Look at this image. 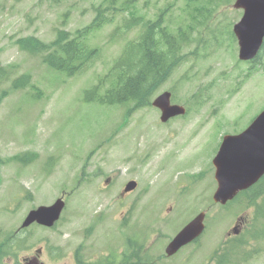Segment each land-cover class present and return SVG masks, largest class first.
Here are the masks:
<instances>
[{
    "label": "rangeland",
    "instance_id": "1",
    "mask_svg": "<svg viewBox=\"0 0 264 264\" xmlns=\"http://www.w3.org/2000/svg\"><path fill=\"white\" fill-rule=\"evenodd\" d=\"M189 2L138 0L128 7L124 0H0V67L11 73L0 84V94L6 91L0 102V238L15 231L29 210L67 193L56 227L26 230L34 232L30 242L37 246L48 238L53 251L63 245L70 259L77 253L84 260L113 258L123 264L121 254L128 249L147 264H199L247 213L235 204L224 209L212 204V158L222 134L241 130L264 108V72L257 67L247 77L251 65L237 62L236 41L225 35L241 11L218 5L219 0ZM98 7L113 21L88 40L99 49L90 71L68 77L15 44L24 36L49 43L58 30L74 34L93 20ZM133 10L146 18L161 14L172 29L190 28L187 60L158 92L171 89L173 103L188 112L165 125L151 108L127 114L130 104L83 98L136 36L132 31L110 38ZM206 20V27L197 23ZM225 38L228 46L218 45L216 40ZM22 75L29 76V85L11 90L10 82ZM27 154L35 157L15 160ZM103 178L110 179L104 189ZM130 179L137 188L121 198V184ZM202 210L209 218L200 248H186L173 261L157 260L183 223ZM135 236L141 240L129 246ZM251 249L264 250V244Z\"/></svg>",
    "mask_w": 264,
    "mask_h": 264
},
{
    "label": "trees",
    "instance_id": "2",
    "mask_svg": "<svg viewBox=\"0 0 264 264\" xmlns=\"http://www.w3.org/2000/svg\"><path fill=\"white\" fill-rule=\"evenodd\" d=\"M136 1L126 0L125 4ZM184 1L190 3V0ZM107 21L103 15L98 14L89 27L77 31L75 36L60 31L48 45L33 37L21 39L18 44L29 53H43L42 61L46 65L73 76L88 69L95 61L97 52L88 48L84 39L93 28ZM117 30L121 33L134 30L136 36L124 45L118 58L114 60L107 76L109 87L102 93L99 86L94 87L86 92L84 99L107 105L131 102L136 109L143 108L149 105L155 90L181 63L179 46L186 40L187 33L178 26L172 35L161 14L154 19L132 16L124 19ZM5 77L6 74L0 70V81ZM25 82L26 80L19 84L14 82L13 87H21Z\"/></svg>",
    "mask_w": 264,
    "mask_h": 264
},
{
    "label": "water",
    "instance_id": "3",
    "mask_svg": "<svg viewBox=\"0 0 264 264\" xmlns=\"http://www.w3.org/2000/svg\"><path fill=\"white\" fill-rule=\"evenodd\" d=\"M234 7L244 10L242 19L234 25L233 31L240 46L239 58L245 60L255 55L264 35V0H236ZM168 96L164 94L155 102L162 111V121L184 112L178 106H169ZM213 164L218 184L213 196L215 202L225 203L232 199L239 190L252 185L264 173V110L240 134L223 137ZM134 186L133 182L128 183L126 190ZM61 208L62 204L57 201L51 207L31 211L23 226L33 221L50 225L57 219ZM202 219L203 214H200L189 223L167 247V253H174L196 237L202 229Z\"/></svg>",
    "mask_w": 264,
    "mask_h": 264
},
{
    "label": "flooded vegetation",
    "instance_id": "4",
    "mask_svg": "<svg viewBox=\"0 0 264 264\" xmlns=\"http://www.w3.org/2000/svg\"><path fill=\"white\" fill-rule=\"evenodd\" d=\"M240 226L232 229V234H228L227 237H237V232H247L249 226L246 225V221L240 220ZM34 227L42 230H51L53 228L44 227L33 223L28 229ZM21 230L20 227L13 233V235L5 238L0 244V264H84V260H80L75 255L74 258H68L66 252L63 253L61 247H57L53 251L51 241L48 238L39 240V244L36 246L35 241L30 240L33 238V233L25 234L26 230ZM261 243V240L256 241ZM232 247H235V243H232ZM229 260L223 262L226 264H264V250H240L237 252H225ZM89 262L86 263H90ZM96 263L94 260L92 261ZM98 264V262L96 263ZM203 264H217L212 260L209 263L207 260Z\"/></svg>",
    "mask_w": 264,
    "mask_h": 264
}]
</instances>
